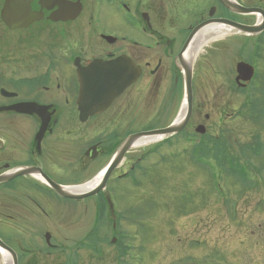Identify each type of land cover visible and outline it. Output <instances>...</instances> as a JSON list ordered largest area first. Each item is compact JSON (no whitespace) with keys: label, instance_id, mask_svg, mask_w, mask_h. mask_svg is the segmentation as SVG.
Wrapping results in <instances>:
<instances>
[{"label":"flooded vegetation","instance_id":"1","mask_svg":"<svg viewBox=\"0 0 264 264\" xmlns=\"http://www.w3.org/2000/svg\"><path fill=\"white\" fill-rule=\"evenodd\" d=\"M65 1L80 2L78 14V6H68ZM65 1L11 0L7 6L8 0H0V241L16 253V258L3 257L0 250V264L33 263L34 214L37 218L47 216L48 209L58 215L78 212L74 204L79 200L61 197L50 183L81 184L113 164L105 189L96 195V204L91 207L95 217L86 238L93 240L105 223L112 235L109 241L117 244L121 233H127L122 229L124 223H130L126 208L117 203L128 200L133 179L130 170L142 158L130 166V155L141 146L133 145L118 162L116 159L130 135L163 129L175 121L177 115L171 117L176 113V89L183 84L178 56L188 36L198 24L211 19L245 25L259 20H246L255 14L232 12L220 0H214L207 14L189 23L188 34L181 41L176 34L177 20L164 22L161 17L166 0ZM234 1L246 8L264 10V0ZM210 9H214L212 17ZM251 37L260 38L252 48L261 53L264 36ZM96 60L112 62L110 69H130L131 60L141 75L107 108L84 118L81 102L96 100L93 88L85 82L92 75L88 68ZM168 60H172L170 67ZM115 75L123 77V73ZM102 77L105 79L106 74ZM82 81L88 92L83 91ZM104 88L108 90L103 94L114 93L112 85ZM192 116L180 133L153 140L157 141L154 147L162 148L168 140L175 145L177 136L191 142ZM135 118L149 121L133 128L130 119ZM261 185L254 181L251 189ZM116 230L121 233L115 235ZM47 243L50 248L60 246L51 243V238ZM107 243L108 238L101 241ZM90 244L94 250L99 246L96 240ZM72 259L63 263L75 264L76 258Z\"/></svg>","mask_w":264,"mask_h":264},{"label":"rangeland","instance_id":"2","mask_svg":"<svg viewBox=\"0 0 264 264\" xmlns=\"http://www.w3.org/2000/svg\"><path fill=\"white\" fill-rule=\"evenodd\" d=\"M213 3L214 0H166L160 14L164 22L177 20L173 25L183 41L189 23L207 14ZM244 19L255 23L258 16ZM257 39L229 33L209 43L198 55L193 65L192 133L198 124H204L209 133L226 137L238 151H242V145L258 141L263 146V156H251L252 162L264 167V45L260 61L255 60L259 69L256 82L246 86L245 82L239 85L236 81V64H251ZM171 62L168 60L167 66ZM255 89L262 113L254 112L252 116L261 115L254 119L248 118L244 104ZM176 91V113L171 119L178 117L183 107L182 82ZM148 121L135 118L130 119V124L139 128ZM156 144L136 148L130 155V166ZM177 147L183 150L184 144ZM171 152L173 147H165L143 160L136 172L141 186L137 188L130 182L128 200L117 203L126 208L131 221L122 227L132 236L127 240L126 254H118L116 244H111V231L105 223L95 232L93 240L99 245L96 250L90 244L93 240L86 238L95 217L91 207L96 204V196H92L76 201L75 213L58 215L48 209L47 216L33 215L32 264H55L69 258H76L75 264H123L121 257L127 261L124 264H264V186L253 190L242 184L240 177L224 180L221 169L211 172L212 168L204 169L190 154L171 158ZM161 155L169 159L161 163ZM243 156L250 162L248 151ZM155 163L160 164L154 167ZM45 231L51 234V243L63 247H47ZM106 238L107 245L101 244ZM75 243L78 246L73 248Z\"/></svg>","mask_w":264,"mask_h":264},{"label":"water","instance_id":"3","mask_svg":"<svg viewBox=\"0 0 264 264\" xmlns=\"http://www.w3.org/2000/svg\"><path fill=\"white\" fill-rule=\"evenodd\" d=\"M11 0H8L7 6L10 3ZM65 1V0H63ZM230 11L240 13V14H260L263 17V21L259 22L256 25H244L240 24L231 20L227 19H211L208 21H205L201 24H199L196 28L193 29L192 33L188 37L181 53L178 56L179 59V64L180 67L183 70L184 74V81H185V104H186V111L184 116L177 120L173 125H171L168 128L165 129H160V130H155L151 132H143L139 134H134L129 136L128 140L126 141L125 145L123 146V149L121 153L118 155V158L116 159V162H118L120 156L124 154L129 148H131L139 139L143 138L144 136L148 135H163V136H169L172 135L176 132L181 131L186 124L188 123L190 116L192 114V109H193V88H192V80H193V67L188 66L184 60H183V53L186 51L188 48L191 40L193 37L206 26H209L211 24H222L225 26L230 27L233 31L243 33V34H248V35H254V34H259L264 30V10L257 9V8H246L238 3H236L233 0H220ZM68 6L72 5H77L78 7L76 8V12L80 11L81 4L80 2L73 3V2H67ZM68 6L66 5L64 8L67 9ZM214 14V9L210 10V16H213ZM128 65L130 69H110L112 67V62H103L101 60H96L90 68H88V71L90 70L92 72V75L85 81L86 83L90 84V86L93 88L91 91L93 94H96V100L95 102L91 103H84L81 102V114L82 116L87 117L88 115L95 114L97 112H100L107 108V106L110 104L112 99L119 93L121 92L124 88L130 86L132 83H134L140 76V69L134 65V63L129 60ZM93 67H96V69H91ZM99 67H105L106 69H97ZM237 69V77L236 81L238 83H241L239 85H242V82L248 83L251 81L255 74V70L253 66L246 62H239L236 65ZM101 72V73H99ZM115 73L118 75H121L123 73V77L119 78V76H116ZM96 74H101V76L95 77ZM106 74V78L102 77L103 75ZM84 81L83 83V91L88 92V86L85 84ZM120 83V86L115 88V83ZM106 85L108 86H113L114 87V93L113 94H103L104 91L108 90V88H104ZM103 89V90H102ZM22 108L26 107V105H21ZM21 112H26L25 110L21 109ZM208 118V116H207ZM197 131L200 133H205L206 129L204 126H199L197 128ZM114 166V164H113ZM111 166L109 169L104 170L100 176L96 180H94L92 183L94 186L86 191L75 193L71 192L68 190V187L66 186H61L57 185L54 183H50L51 187L54 189V191L64 197V198H70V199H84L87 197H90L92 195L97 194L100 192L104 186L106 185V181L110 175V172L113 168ZM21 173L26 174L25 171H22ZM50 235H47V240H49ZM0 247L4 250L9 251L14 258H16V254L7 246L1 243L0 241ZM61 264V263H60Z\"/></svg>","mask_w":264,"mask_h":264},{"label":"trees","instance_id":"4","mask_svg":"<svg viewBox=\"0 0 264 264\" xmlns=\"http://www.w3.org/2000/svg\"><path fill=\"white\" fill-rule=\"evenodd\" d=\"M258 76V75H257ZM257 89L252 90L251 93L248 95V98L246 100V103L244 104V108H246L245 113L248 112L249 116L255 118H260V114H252L256 111H259L262 113V111L259 108V101L257 98ZM255 145H260L259 142L255 143V140L253 143H246L242 145V151H238L231 147V144L229 143L228 139L224 137V140L221 138H217L214 136L208 137L207 141L206 138L201 139L199 143H195L193 146V160L202 166L204 169L206 168H212L213 172L214 167H208L205 166L202 159H210L209 162H215L218 168H220L227 178H238L240 177V180L242 184H248L249 181V169L251 168L250 165H243L241 164V156L245 155L248 151L249 155L251 151H261V149H255ZM194 155L197 159H195ZM247 163H249L247 161Z\"/></svg>","mask_w":264,"mask_h":264},{"label":"bare ground","instance_id":"5","mask_svg":"<svg viewBox=\"0 0 264 264\" xmlns=\"http://www.w3.org/2000/svg\"><path fill=\"white\" fill-rule=\"evenodd\" d=\"M231 28L222 24H211L209 26L204 27L193 37L191 40L188 48L183 53V60L184 62L192 67L195 63L198 55L208 46L209 43L218 39L219 37L231 33ZM186 106L184 105L183 111L181 116L185 114ZM158 137H150V138H143L139 140L136 145L138 144H146ZM94 186L93 183H89L85 186H78V187H71L68 188L69 191L79 193L86 190L91 189ZM7 257V254H5ZM10 264V263H7Z\"/></svg>","mask_w":264,"mask_h":264}]
</instances>
